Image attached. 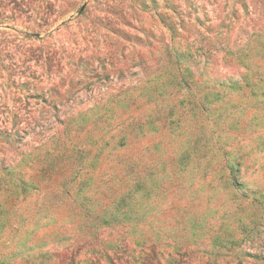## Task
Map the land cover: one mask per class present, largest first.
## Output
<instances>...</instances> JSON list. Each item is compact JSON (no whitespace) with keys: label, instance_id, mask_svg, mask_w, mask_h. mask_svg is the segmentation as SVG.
<instances>
[{"label":"rangeland","instance_id":"374dc122","mask_svg":"<svg viewBox=\"0 0 264 264\" xmlns=\"http://www.w3.org/2000/svg\"><path fill=\"white\" fill-rule=\"evenodd\" d=\"M0 264H264V0H0Z\"/></svg>","mask_w":264,"mask_h":264}]
</instances>
